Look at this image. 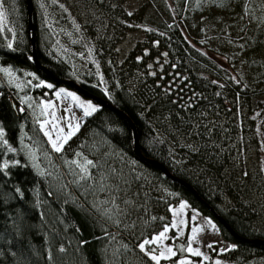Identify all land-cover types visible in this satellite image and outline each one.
I'll list each match as a JSON object with an SVG mask.
<instances>
[{"label": "rangeland", "instance_id": "rangeland-1", "mask_svg": "<svg viewBox=\"0 0 264 264\" xmlns=\"http://www.w3.org/2000/svg\"><path fill=\"white\" fill-rule=\"evenodd\" d=\"M239 1L184 0L181 7L182 0H37V5L44 48L56 60L69 65L77 82L95 86L110 98L100 49L107 51L122 85L137 101L157 99L175 106L172 114L157 108L148 109L141 117L149 123L155 137L169 144L175 160L187 169H193L188 164V151L198 157L203 153L217 155L221 177L211 179L208 173V178L204 177L218 187L220 181L232 185L233 191L222 190L220 207L231 211L238 203L244 204V210L248 209L256 218L252 229L264 236V105L260 101L264 100V0H244V10L237 12L233 7ZM2 10L0 24L6 19L4 6ZM179 13L181 33L193 50L192 62L186 64L189 72H180L179 62L170 57L157 39L163 33L160 24L175 25L172 20ZM22 73L0 68V80L16 91L21 108L31 115L48 148L46 151L39 144L41 140L36 135L35 139L22 131L20 148L30 166L43 177H56L67 188L74 183L93 190L97 185L98 191L104 193L106 178L101 177L98 182L91 166H87V173L81 172L77 165H85L90 159L67 147L68 141L82 130L86 118L79 104L91 103L96 110L99 106L71 88H55L33 72ZM28 86L51 91L52 99H35L26 92ZM61 89L63 92L57 96ZM69 124L73 129L79 124V129L66 142L61 138L58 143L63 147L56 152L45 131L57 140L72 130ZM5 141L3 133L0 148L11 152ZM66 150L69 152L65 153ZM202 170L198 171L199 176L205 175ZM82 176L86 178L81 179ZM236 184L241 188L237 189ZM97 194L91 195L92 202L102 214L113 218V208ZM181 204L186 206L181 208ZM169 214V223L161 225L150 237L140 239V243L151 240L167 227L165 237L158 244L146 245V250L154 248L158 254L171 247L175 253L176 248L188 254L176 264H264V254L244 259L231 257L234 245L225 241L217 223L185 200L176 198ZM139 222L141 226L148 224ZM193 228L200 229L194 240ZM189 241L201 256L186 250ZM173 257L161 259L160 264H172L169 261Z\"/></svg>", "mask_w": 264, "mask_h": 264}, {"label": "trees", "instance_id": "trees-1", "mask_svg": "<svg viewBox=\"0 0 264 264\" xmlns=\"http://www.w3.org/2000/svg\"><path fill=\"white\" fill-rule=\"evenodd\" d=\"M1 3L6 19L0 24V68L9 67L19 75L23 74L22 70L30 71L55 88L65 86L52 81L32 62L25 0H1ZM32 3L38 61L55 77L77 82L69 65L56 60L49 49L44 48L45 36L40 29L37 0H32ZM183 4L184 0L181 7ZM233 9L242 12L244 0L236 2ZM180 14L173 17L175 25L160 24L163 33L158 34L157 39L170 57L179 62L180 72H189L186 64L192 62L190 56L193 50L181 33ZM98 50L109 81L110 98L107 99L103 91L95 86L80 81L77 83L107 99L129 117L136 127L142 155L159 161L175 177L189 183L239 237L264 240V236L252 229L251 224L256 218L248 209L244 210V204L238 203L231 211L220 207L222 190L233 191L232 185L220 181L218 187L214 182L205 180L208 174L211 179L216 175L221 177L218 156L203 153L198 157L188 151V164L193 169H187L175 160L169 144L155 137L149 123L141 117L148 109L155 111L157 108L172 114L175 106L155 101L157 99L137 101L135 95L122 85L115 63L108 57L107 51ZM25 90L37 100L41 97L48 101L52 99L51 91L46 93L44 88L30 89L28 86ZM16 94L13 88L0 80V131L12 149L7 152L0 148V264H155L139 250V241L169 223V208L176 198L185 200L217 223L225 241L234 245L231 257L244 259L264 254V245L235 238L191 191L164 176L153 165L141 161L135 153L132 128L105 107L99 106L85 118L82 130L68 141L67 147L85 154L93 162L91 173L98 182L99 178H106V191H98L97 185L90 190L89 186L74 183H68L70 187L67 188L56 177L41 176L30 166L20 148L21 132L32 138L36 135L41 140L39 144L44 145L46 151L48 148L31 115L21 108ZM260 101L264 105V100ZM68 152L66 150L65 153ZM200 168L204 169L202 172L205 175H198ZM236 188L241 186L236 184ZM95 192L97 197L106 200L108 207L113 208V218L102 214L92 202L91 195ZM139 221L148 224L141 226ZM175 251L176 255L169 261L172 264L188 256L176 248ZM161 264L167 263L162 261Z\"/></svg>", "mask_w": 264, "mask_h": 264}, {"label": "water", "instance_id": "water-1", "mask_svg": "<svg viewBox=\"0 0 264 264\" xmlns=\"http://www.w3.org/2000/svg\"><path fill=\"white\" fill-rule=\"evenodd\" d=\"M25 2H26V10H27V15H28L27 34H28V37L30 39L31 46H32V62L34 64L35 68L37 70H39L40 72H42L43 74L47 75L55 83L65 85V86L73 89L78 94H80L83 98L89 99L92 102H94L95 104H97L98 106L105 107L108 110H110L113 113H115L118 116H120L121 118H123L130 125V127L132 128V130L134 132V149H135L136 156L141 161L153 165L160 172H162V174L164 176H166L170 180H172V181H174V182L182 185L183 187H185L186 189H188L189 191H191L194 194V196L212 213V215L214 216V218L221 225H223L235 238L241 239V240H243L245 242H248V243H255V244L257 243V244H260V245H264V240H260V239H258V240H249V239H244V238L239 237L233 231V229L230 227V225L225 221V219L222 216H220L210 205H208L206 202H204L200 198V196L198 195V193L195 191V189L189 183H187L186 181H184L182 179H179V178L175 177L159 161L144 157L142 155L141 151H140L139 146H138V137H137V133H136V127H135L134 123L129 119V117H127L121 110H119L118 108H116L107 99L102 98V97H100L98 95H95V94L91 93L88 89H86L85 87H83L81 84H79V83H77V82H75L73 80H69V79H59V78L55 77L48 69H46L44 66H42L40 64V62L38 61V58L36 56V39H35V29H34L33 3H32V0H25ZM14 109H15V106H14Z\"/></svg>", "mask_w": 264, "mask_h": 264}, {"label": "snow or ice", "instance_id": "snow-or-ice-1", "mask_svg": "<svg viewBox=\"0 0 264 264\" xmlns=\"http://www.w3.org/2000/svg\"><path fill=\"white\" fill-rule=\"evenodd\" d=\"M2 8H3V4L0 3V19H3V17H4V12H3ZM9 47H11V44H9ZM5 71H7V69ZM48 86L51 87V85H48ZM61 92H63L62 89H61L60 92L56 93L57 96H59L61 94ZM65 95L72 96L73 100H78V97L72 95L71 93H66ZM79 107L83 109V116L84 117L90 116L93 112L96 111V108L91 103H88V104L80 103ZM53 116H54V114H53ZM68 126L72 130H70L67 133L66 136H63V137L58 136L57 140H52V137L49 134V132L45 131V136L49 137V141L51 143V146L56 152H60L62 147H63V145L58 143V141L62 138L66 142L74 134V131L79 129V124H76L74 129H73V126L71 124H69ZM41 128L42 129L44 128L43 124L41 125ZM60 131L63 132V129H61ZM0 136H3V132L2 131H0ZM5 143H7V141H5ZM33 156H34V154H33ZM73 163H76V162L73 161ZM92 164H93V162L91 160H88V161H86L85 165H77V166L81 168V172L87 173V166H91ZM5 167H7V165H5ZM85 178H86V176H82L81 177V179H85ZM185 206L186 205H184V204L180 205L181 208H184ZM208 223L211 224V221H208ZM175 226L176 225L173 224V227H175ZM167 231H168V229L166 227L163 232L159 233V235L155 236L153 239H151V240H147V239L143 240V242H141L138 245L139 250L141 252H143L146 256H149V258L152 261H154L155 264H160V260L161 259H167L170 256H175L176 255V253L173 251V249L171 247H167L163 251H159L158 254H157V250L154 249V248H150L148 250H146V248H145L146 245L158 244V242L161 241L165 237V234H166ZM198 231H200V229H198V228H193L192 229V233H193L192 239L193 240L195 239V233L198 232ZM190 244H191V241H189V247L186 250L189 253H191L192 255H194V256H197V257L201 256L202 253L198 249L192 248L190 246ZM208 247H212V245L209 244ZM61 251H63V249H61ZM181 251H184V249H181ZM204 259H207V257H204ZM180 264H186V262L185 261H180ZM216 264H220V262L217 261Z\"/></svg>", "mask_w": 264, "mask_h": 264}, {"label": "flooded vegetation", "instance_id": "flooded-vegetation-1", "mask_svg": "<svg viewBox=\"0 0 264 264\" xmlns=\"http://www.w3.org/2000/svg\"><path fill=\"white\" fill-rule=\"evenodd\" d=\"M214 61H216L215 59H213Z\"/></svg>", "mask_w": 264, "mask_h": 264}]
</instances>
